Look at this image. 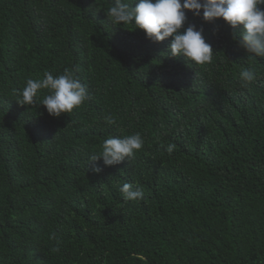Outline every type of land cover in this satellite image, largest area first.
Instances as JSON below:
<instances>
[{
    "label": "trees",
    "instance_id": "16d2710c",
    "mask_svg": "<svg viewBox=\"0 0 264 264\" xmlns=\"http://www.w3.org/2000/svg\"><path fill=\"white\" fill-rule=\"evenodd\" d=\"M112 3L0 0V264H264V58L187 12L214 52L194 66L171 38L111 25ZM248 67L260 79L242 87ZM65 68L88 90L80 107L50 116L45 90L17 103L27 79ZM135 132V157L88 161ZM126 182L143 199L124 202Z\"/></svg>",
    "mask_w": 264,
    "mask_h": 264
},
{
    "label": "clouds",
    "instance_id": "9594fccd",
    "mask_svg": "<svg viewBox=\"0 0 264 264\" xmlns=\"http://www.w3.org/2000/svg\"><path fill=\"white\" fill-rule=\"evenodd\" d=\"M264 0H114L106 11L111 25H131L133 30H142L147 39L161 42L171 38L167 45V54L172 57H183L194 66L211 64L214 58L212 45L206 42L203 27L186 22L187 12L199 17L204 22L222 19L232 30L233 38L238 40L248 56L264 58ZM183 28V31L181 29ZM260 77L251 68L239 72V83L249 87L258 82ZM46 94L40 100L47 113L59 117L62 113H71L80 107L89 93L84 84L74 72L65 68L62 74L53 75L46 71L42 78L26 80L22 89L17 90L18 104L33 105L36 103L39 91ZM108 125H115L116 119L108 114L103 117ZM144 139L139 132L129 135L109 136L100 146L97 153L90 156L88 161L102 159L104 166L121 163L125 158L131 159L144 147ZM176 148L169 143L165 151L171 154ZM94 173L102 171L94 166ZM124 202L141 200L143 189L134 183H123L120 187ZM55 234L50 236L53 239ZM52 251L59 252L57 245Z\"/></svg>",
    "mask_w": 264,
    "mask_h": 264
}]
</instances>
